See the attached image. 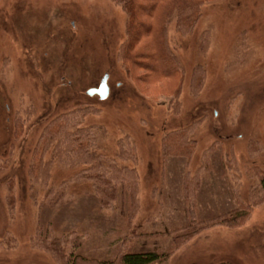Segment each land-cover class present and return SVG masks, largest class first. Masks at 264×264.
<instances>
[{
    "label": "rangeland",
    "instance_id": "rangeland-1",
    "mask_svg": "<svg viewBox=\"0 0 264 264\" xmlns=\"http://www.w3.org/2000/svg\"><path fill=\"white\" fill-rule=\"evenodd\" d=\"M201 11L191 33L174 23L168 31L185 69L181 94L155 98L160 89L139 85L119 60L127 18L113 0H0V264H66L35 243L39 231L62 239L66 255L101 264L150 252L170 253L167 264H264V0H207ZM198 65L206 76L194 93ZM106 76L109 97L91 96ZM177 84L166 81L164 89ZM79 107L88 108L83 126L94 127L108 158L120 139L133 141L137 164H127L140 178L136 214L127 195L103 208L93 183L76 179L83 166L54 163L34 201V151L54 119ZM188 127L197 143L190 160L164 159V136ZM197 174L191 210L183 184ZM66 181L59 204L40 207L48 189ZM236 210L250 214L234 227L198 226Z\"/></svg>",
    "mask_w": 264,
    "mask_h": 264
},
{
    "label": "trees",
    "instance_id": "trees-1",
    "mask_svg": "<svg viewBox=\"0 0 264 264\" xmlns=\"http://www.w3.org/2000/svg\"><path fill=\"white\" fill-rule=\"evenodd\" d=\"M207 0H113L126 14V39L122 44L118 57L128 76L132 77L139 85L151 89H160L163 97H179L185 79V69L178 56L171 49L168 41L169 27L174 23L177 30L187 35L197 25L202 11V5ZM206 35V34H205ZM203 36V39L205 38ZM208 39V38H207ZM207 48V40L203 43ZM139 72V73H136ZM206 70L202 65L194 68L192 74V90L200 92L204 85ZM177 81V86L165 90V82ZM162 86V88H161ZM143 90H145L143 88ZM172 90V91H171ZM146 92V91H145ZM156 93V92H155ZM181 103H177L180 107ZM88 114L87 107H79L73 111L58 116L48 126L39 141V147L34 151L30 166V181L32 184V197L37 202L39 188H46L50 179L51 167L59 164L62 167L83 166L76 179L90 181L94 191L100 199L103 208H114L120 196L126 197L129 202L131 214H136L139 209V174L136 168L128 166V162L137 164L138 156L133 141L127 136L118 141L115 158H108L102 154V149L96 144L93 133L94 127H85L84 119ZM23 125V124H22ZM18 122L16 135L22 136L23 126ZM193 127L176 130L166 134L162 140V155L164 159L171 157L190 160L195 152L197 143L192 136ZM52 147L51 160L46 161L48 149ZM122 163V164H120ZM5 168H1L4 170ZM75 179V178H73ZM200 174L186 176L183 184V194L191 210L196 200V192L200 187ZM68 184L63 182L57 189H48L45 200L41 206H57L67 195ZM261 189L264 192V178L261 179ZM15 180L8 183L7 204L11 212L16 208ZM122 200V205L125 204ZM194 211L192 212V216ZM249 212L245 210L233 211L218 216L209 221L199 222L200 229L209 226L225 225L234 227L243 219L248 218ZM194 219V218H193ZM195 222V220H194ZM196 223V222H195ZM206 224V225H205ZM199 231L193 230L189 237ZM36 244L49 250L58 261L66 264H101L74 254L66 255L65 245L59 238H50L39 231ZM48 240V241H46ZM181 239H178L180 242ZM181 245V242H180ZM170 253H141L124 254L120 257L119 264H167Z\"/></svg>",
    "mask_w": 264,
    "mask_h": 264
},
{
    "label": "water",
    "instance_id": "water-1",
    "mask_svg": "<svg viewBox=\"0 0 264 264\" xmlns=\"http://www.w3.org/2000/svg\"><path fill=\"white\" fill-rule=\"evenodd\" d=\"M109 93H110V90H109V87H108V76H106L103 79L102 84L99 87V89L93 90L89 94L91 96L99 95L101 97V99H106V98L109 97Z\"/></svg>",
    "mask_w": 264,
    "mask_h": 264
}]
</instances>
